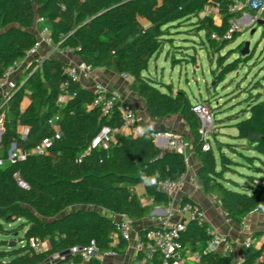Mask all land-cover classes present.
I'll use <instances>...</instances> for the list:
<instances>
[{
    "label": "trees",
    "instance_id": "trees-1",
    "mask_svg": "<svg viewBox=\"0 0 264 264\" xmlns=\"http://www.w3.org/2000/svg\"><path fill=\"white\" fill-rule=\"evenodd\" d=\"M234 0H0V80L14 62L26 60L38 36L36 20L44 18L51 29L54 46L72 51L81 61L94 68H104L115 74L133 77L131 90L144 100L154 119L181 115L193 135V154L200 163L198 180L203 192L214 196L234 222L241 224L252 212L264 213V99L252 96L243 113L244 120L233 127L238 130L236 140L245 144H227L233 153L254 166L261 176L249 177L253 187L234 191L226 186V173L237 166L224 153L220 155V169L212 147L205 151L200 134L201 122L193 111L194 103L182 90L174 91L147 76L151 61L159 58L173 29L190 23L204 31L212 50L219 53L235 43L241 32L228 38L230 20L240 19L233 14ZM217 11L220 23L213 16H202L207 10ZM264 19V13H263ZM216 34L218 37L213 38ZM245 43L230 49L217 59L212 74L220 85L252 56H244ZM236 59L230 61L232 56ZM195 62V57L192 58ZM69 65L48 57L33 62L17 81L9 97L0 96V117L4 116V133L0 143V221L21 224L16 231L25 230L21 242L11 247V241L0 240V264H44L53 256L74 247H87L93 241L102 253H124L129 243L119 235L115 218L126 215L137 222L151 215L153 205H167L168 197L158 191L164 180H175L188 171L182 155L162 150L151 137L124 135L120 104H115L106 116L100 107H92L97 96L94 90L71 83L67 90L75 95L62 106L58 100L67 81ZM253 95V94H252ZM248 115L247 117H245ZM59 118L61 137L49 121ZM110 126L117 132L108 148L90 150L100 130ZM27 134L23 137V131ZM253 135L259 139L251 141ZM45 139H53L49 153L32 154ZM15 146L27 154L25 159L9 163V151ZM254 151L257 156L240 154L238 149ZM259 161L261 166H256ZM158 172L155 186H147L141 176ZM257 181V182H256ZM24 182L26 187L21 184ZM144 186L152 205L143 204L134 188ZM193 206L194 201L185 199ZM92 209H96L92 211ZM70 214L64 219L61 216ZM206 219L188 220L181 234L184 251L197 252L205 264H239L234 258L208 251L211 235ZM0 234L13 235V230L0 226ZM144 233V232H143ZM141 233L140 235H142ZM264 234H256L257 236ZM46 244V250L32 248L31 241ZM10 244V245H9ZM10 246V248H8ZM240 264H264V240L260 247L240 249ZM142 258L139 255L138 260ZM81 257L67 258L59 264ZM160 255L147 264H162ZM89 264L102 263L96 259Z\"/></svg>",
    "mask_w": 264,
    "mask_h": 264
},
{
    "label": "built area",
    "instance_id": "built-area-1",
    "mask_svg": "<svg viewBox=\"0 0 264 264\" xmlns=\"http://www.w3.org/2000/svg\"><path fill=\"white\" fill-rule=\"evenodd\" d=\"M231 11L233 14L240 15L241 18H232L230 20V30L228 38L234 33L243 32L245 28L251 25H257L259 20L263 19L264 13V0H234L231 5ZM217 11L207 10L203 16H217ZM34 31L38 36V40L35 46L26 53V59L33 58L43 46L55 47L52 39L51 29L46 24L44 18H38L34 27ZM213 38H218L216 34ZM55 52V51H53ZM24 65L23 62H14L6 71L2 80H0V96L9 97L12 91L16 88L17 80L15 75ZM95 71L92 65L80 62L79 64L69 65L67 69V81L63 85L62 94L59 97V104L64 106L70 98L75 95L70 94L67 90L71 83H79L81 78L90 79ZM121 77L131 83L133 77L128 74H122ZM97 96L92 104V107H100L104 115L108 116L115 104H120L121 114L123 119V126L120 130L124 135L140 137L144 134L139 133L137 130L141 128L138 116V111L129 102H122L119 94L111 92L108 89L98 86L95 90ZM193 111L196 113L201 122L200 134L204 141L203 149L205 151L211 150L210 138L212 133H215V121L213 116V110L211 105L207 102H198L194 104ZM4 116L0 122H3ZM59 118H53L49 121L50 125L56 128V139L61 137V131L57 125ZM3 126V123L0 125ZM116 130L110 126L103 127L98 135L94 138L91 143L90 150L99 148H108L112 142L115 141ZM27 131H23V137H25ZM151 137L155 140L156 144L164 151H172L183 156L186 164L189 165L193 154V143L183 135L175 132H152ZM54 140L45 139L38 144L33 150L32 154L37 156H44L49 153V149L52 147ZM13 146L9 151V163L14 162L16 159H25L27 154L23 151H19ZM5 162L0 160V166H3ZM186 183H189L194 188H200V182L195 177H192L187 171L175 180H164L158 184V191L165 194L169 203L167 204L170 208L169 218L174 215L177 211V198L181 193ZM144 205L149 204L143 202ZM178 210L187 215L188 220L206 219L203 210H200L197 206H193L190 202L180 200L178 204ZM168 218V217H167ZM161 219L160 225L153 228H149L144 231L142 235H138L136 240L133 238L132 222L126 215H119L115 218L117 222V228L119 235L116 237L118 241L119 237H122L125 241L130 243L134 242V247L142 258L138 260V264H147L155 259L156 256L160 255L163 259L162 264H187L188 256L181 243V234L186 229L187 222H180L175 225L171 224L169 219ZM207 233L211 235V240L208 244V251L219 254L223 257L234 258L239 264L243 261V255L240 254L242 247L251 248L256 246V240L249 238L245 240L240 247H237L229 238L219 233L214 227L210 225L207 229ZM32 248L36 250H43V243L39 240L31 241ZM81 257L83 260L82 264H89L91 260L96 259L99 262L106 263L109 260L115 259L117 253L105 252L102 253L97 244L93 241L87 247H74L68 252L57 255L56 258H50L44 264H59L67 258ZM193 261V264H205L201 260L199 254L189 256ZM69 264H76L71 261Z\"/></svg>",
    "mask_w": 264,
    "mask_h": 264
},
{
    "label": "rangeland",
    "instance_id": "rangeland-1",
    "mask_svg": "<svg viewBox=\"0 0 264 264\" xmlns=\"http://www.w3.org/2000/svg\"><path fill=\"white\" fill-rule=\"evenodd\" d=\"M217 22L220 23L218 17ZM172 31L173 34L169 38L173 40V43L168 44V49L164 48L159 60L156 61L154 58L151 61L146 75L155 78L160 83L161 88L164 85H172L175 92L178 90L186 92L194 104L207 102L211 105L215 121V133H212L210 138L211 146L214 148L219 162V150L238 162L237 166L229 169L225 177L231 190L242 191V188L231 183L247 184L248 180L243 178V175L245 177H257V173L253 171L254 166L246 159L238 154H232L233 150L227 144L237 141L221 132L225 130L229 134L232 131L233 127H222L223 124L231 126L233 124L232 118L237 117L236 122L244 120L243 113L246 111L248 101L251 100L252 96L262 94V99H264V26L259 24L248 26L241 32V37L235 43L219 53L212 50L205 32H199V29L190 23ZM247 42L250 43L248 56L253 58L247 63L241 64L239 69L230 74L224 83L218 85L212 74L217 66V59L224 56L230 49ZM182 47H186V49L181 51ZM237 56H232L230 61L236 59ZM193 57H195V62L192 60ZM27 62L29 59H26L24 64ZM2 123L1 121L0 125ZM220 135L222 138L219 139L218 136ZM244 152L249 156H257L254 151ZM247 165H250L251 168L248 169ZM255 165L261 166L259 161H255ZM20 224V222L6 224L0 221V226L5 230H13V235L0 234V240L14 242L16 245L18 244V247L24 246L25 242H21V239L24 238L25 230H15Z\"/></svg>",
    "mask_w": 264,
    "mask_h": 264
},
{
    "label": "crops",
    "instance_id": "crops-1",
    "mask_svg": "<svg viewBox=\"0 0 264 264\" xmlns=\"http://www.w3.org/2000/svg\"><path fill=\"white\" fill-rule=\"evenodd\" d=\"M217 17L218 15L214 17L215 20H217ZM168 47V44L164 45L165 49H168ZM182 48L183 49H181V51L186 49V47ZM48 57L59 58L68 65L79 64L80 62H82L80 57L75 55L72 51L60 50L57 47L51 48L48 46H43L38 52V54L31 58L29 62H27V64H24L22 68L17 72V74L15 75V80L18 81L25 74L26 69L32 64V62H42ZM159 58H157L156 61L159 60ZM78 85L82 88H88L90 90H95L98 86H102L111 92H116L117 94H119L122 102H129L134 105V107L138 111L140 125L144 128L151 127V132L169 131L183 135L190 141H192L193 139L191 130L189 126L185 123L181 115H173L164 119H154L148 113L144 100L133 93V91L131 90V84L128 81L124 80L121 75L115 74L112 71H109L104 68H95L92 77L90 79L81 78L79 80ZM247 116L248 115H246L245 117ZM233 124H231V126H228L229 124H223L222 127H233ZM231 130L232 131L229 134L228 132H225V130H222L221 133L225 136L232 137L233 140H236L235 137H237L238 135V130L234 127ZM218 138H222V135L218 136ZM236 141L237 142L233 144L240 145L246 143L245 141ZM238 152L240 154L248 155L242 149H238ZM222 153L223 151L221 152L219 150L218 154L221 155ZM232 154L236 155L235 153ZM217 161L218 168L220 169V162L218 159ZM247 167L248 169L251 168L250 165H247ZM199 168L200 163L193 155L188 172L192 177L198 179ZM260 176V174H257V177H254L259 178ZM243 178L248 180V182H246L247 184L234 182L231 184L242 188V190H249L251 187H253V184L250 182L249 177H245L243 175ZM226 186L229 188V182H226ZM134 191L143 202H147L149 203V205H152V201L149 200L146 196V190L144 186H137L134 188ZM185 199H190L194 201L203 210L211 226L214 227L219 233L229 238L237 247H240V245L249 238H254L256 240V248L262 245L264 236L259 235L255 238V235L264 234V213L252 212L247 218L242 221L241 224H238L229 218L227 213H225V211L222 209L220 202L214 196L205 194L201 187L194 188L189 183L185 184L181 193L178 195V201L176 204L177 211L174 213L173 216H171L170 218L168 216V213L170 211L168 205H153L149 218L137 222H132L133 238H135L136 240L137 236L143 233L146 229L159 226L161 219H166L167 217V219H169L171 224L173 225L180 222H188L187 215L182 214L178 210V204L180 200ZM43 249H47L46 244ZM185 252L189 254V256L198 254L197 252L192 251ZM189 256L187 264H193V261L190 259ZM108 262H112L114 264H138V252L134 247V242L130 243L124 253L117 254V257L115 259L109 260Z\"/></svg>",
    "mask_w": 264,
    "mask_h": 264
},
{
    "label": "water",
    "instance_id": "water-1",
    "mask_svg": "<svg viewBox=\"0 0 264 264\" xmlns=\"http://www.w3.org/2000/svg\"><path fill=\"white\" fill-rule=\"evenodd\" d=\"M259 25H261V26H264V19H261V20H259V23H258ZM253 33H255V31H253ZM249 53H250V43H246L245 44V47H244V49H243V51H242V54L244 55V56H248L249 55ZM56 59H58V60H61V59H59V58H56ZM34 62H36V61H34ZM32 64H33V62H32ZM3 133H4V128H3V126H0V143H1V140H2V135H3ZM257 139H259V136L258 135H253L252 137H251V141H255V140H257ZM262 140H264V137L262 138ZM15 148V147H14ZM21 184L23 185V186H25L26 187V184L24 183V182H21ZM94 210H96V209H92V211H94ZM68 215H70V214H65L64 216H61L60 218H58V220H61V219H64L65 217H67ZM151 228H153V227H151ZM149 229V228H148ZM148 229H146V230H148ZM145 230V231H146ZM11 247H13V246H15V243H13V244H11L10 245ZM57 257V255L56 256H53L52 258H56Z\"/></svg>",
    "mask_w": 264,
    "mask_h": 264
},
{
    "label": "clouds",
    "instance_id": "clouds-1",
    "mask_svg": "<svg viewBox=\"0 0 264 264\" xmlns=\"http://www.w3.org/2000/svg\"><path fill=\"white\" fill-rule=\"evenodd\" d=\"M137 131L141 134H146L147 132L151 131V127H149V128L141 127ZM158 177H159V173L155 172L151 176H147V175L142 174L141 179L145 185L155 186L158 182Z\"/></svg>",
    "mask_w": 264,
    "mask_h": 264
}]
</instances>
